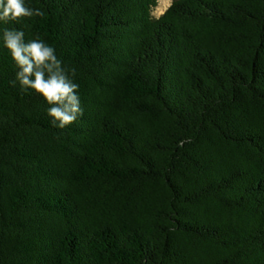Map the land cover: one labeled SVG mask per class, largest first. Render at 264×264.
Listing matches in <instances>:
<instances>
[{
    "label": "trees",
    "instance_id": "16d2710c",
    "mask_svg": "<svg viewBox=\"0 0 264 264\" xmlns=\"http://www.w3.org/2000/svg\"><path fill=\"white\" fill-rule=\"evenodd\" d=\"M25 3L84 115L0 39V264H264V0Z\"/></svg>",
    "mask_w": 264,
    "mask_h": 264
},
{
    "label": "clouds",
    "instance_id": "9594fccd",
    "mask_svg": "<svg viewBox=\"0 0 264 264\" xmlns=\"http://www.w3.org/2000/svg\"><path fill=\"white\" fill-rule=\"evenodd\" d=\"M39 8L26 6L25 0H0V22L10 24L25 18L43 17ZM0 39L18 68L16 81L23 90H33L50 106L47 114L53 127L66 129L84 115L78 95L79 85L69 78L55 49L42 39L25 41V32L4 28ZM75 77V70H71ZM16 81H13L15 83Z\"/></svg>",
    "mask_w": 264,
    "mask_h": 264
},
{
    "label": "rangeland",
    "instance_id": "374dc122",
    "mask_svg": "<svg viewBox=\"0 0 264 264\" xmlns=\"http://www.w3.org/2000/svg\"><path fill=\"white\" fill-rule=\"evenodd\" d=\"M173 0H158L157 7L153 11L155 17L161 16L166 9L171 5Z\"/></svg>",
    "mask_w": 264,
    "mask_h": 264
}]
</instances>
